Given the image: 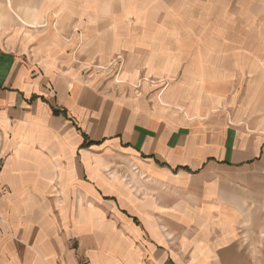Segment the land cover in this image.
I'll return each mask as SVG.
<instances>
[{
  "label": "crops",
  "instance_id": "0c3cea01",
  "mask_svg": "<svg viewBox=\"0 0 264 264\" xmlns=\"http://www.w3.org/2000/svg\"><path fill=\"white\" fill-rule=\"evenodd\" d=\"M144 1L0 0L46 22L0 29V264H264V0L194 45Z\"/></svg>",
  "mask_w": 264,
  "mask_h": 264
},
{
  "label": "rangeland",
  "instance_id": "374dc122",
  "mask_svg": "<svg viewBox=\"0 0 264 264\" xmlns=\"http://www.w3.org/2000/svg\"><path fill=\"white\" fill-rule=\"evenodd\" d=\"M143 2L145 1L143 0ZM152 3H155V5L158 3L156 7L158 13H163L164 10H167L168 13L173 15L172 24L174 29L183 31L188 30L189 35H191V37H189L191 44L201 43V13L206 15L213 13L228 14L233 12L234 9H238V12H244L245 10L244 6L236 7L234 4H232V0H151L150 4L152 5ZM16 13L19 12L16 11ZM11 17L14 24V34H18L20 36V38H16L20 41H22V37H24V35H27L28 29H44L46 27L45 20L40 16L37 20H35V22H33V26L35 28L24 26L16 19L15 16L10 13L6 7H0V29L5 30V27L10 29L12 24ZM50 26L51 23L48 22V29H50ZM8 39L0 37V46H9ZM63 40L67 41L69 40V37L67 40ZM66 43L69 46L72 45L68 42ZM80 51L81 52L78 53H70L71 51L69 48L68 53L62 54L61 56H65L67 60H70L71 64L75 66L76 70L82 75L83 78L101 76L104 80L112 83H116V80H121L118 78V76L122 75L124 72L123 63L121 60L124 58L123 55H114L113 59L110 61V65L104 67L98 64V59H96L95 54L85 52L86 49L84 47L81 48ZM198 55L201 56V54ZM115 87H118V85L116 86L115 84ZM81 264L83 263L81 262Z\"/></svg>",
  "mask_w": 264,
  "mask_h": 264
},
{
  "label": "bare ground",
  "instance_id": "6f19581e",
  "mask_svg": "<svg viewBox=\"0 0 264 264\" xmlns=\"http://www.w3.org/2000/svg\"><path fill=\"white\" fill-rule=\"evenodd\" d=\"M14 15H15V17H17V20L19 22H21L22 25L30 27V28H35L33 25H30L26 20L22 19L18 14L15 13ZM28 17H29V15H28Z\"/></svg>",
  "mask_w": 264,
  "mask_h": 264
},
{
  "label": "trees",
  "instance_id": "16d2710c",
  "mask_svg": "<svg viewBox=\"0 0 264 264\" xmlns=\"http://www.w3.org/2000/svg\"><path fill=\"white\" fill-rule=\"evenodd\" d=\"M54 113H55V114H58L59 112H56V111H55ZM83 139H84V143H83L82 147H86V146H87V145H86V144H87V143H86L87 138H86L85 135H83ZM94 144H95V143H90L89 146H90V145H94Z\"/></svg>",
  "mask_w": 264,
  "mask_h": 264
}]
</instances>
